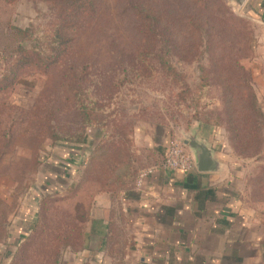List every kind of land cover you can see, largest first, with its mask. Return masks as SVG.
Returning <instances> with one entry per match:
<instances>
[{
    "label": "trees",
    "instance_id": "16d2710c",
    "mask_svg": "<svg viewBox=\"0 0 264 264\" xmlns=\"http://www.w3.org/2000/svg\"><path fill=\"white\" fill-rule=\"evenodd\" d=\"M14 1L3 0L5 4ZM41 1L49 5L53 17L48 39L43 45L33 43L24 47L26 41H31V30L11 28L16 44L10 52L0 53L8 69H3L0 75V93L12 88L17 83V74L26 69L43 76L56 73L60 76V88L65 102L77 116L78 127L71 133H59L49 124L48 142L40 146L38 157L48 165L54 163L58 168L66 169L69 178L80 174V180L74 189L66 187L65 191L42 185L44 194L39 208L29 214V233L18 250L30 245L37 233L40 210L46 203L71 199L75 197V191H84L98 181L101 192L113 185L128 187V180L134 177L135 172L129 164L131 129L123 122L125 110L122 104L133 98L134 87L157 73L154 63L166 79L176 81L174 96L177 106L182 111L188 109L192 113L190 119L217 128V121L211 122L203 110L198 109L197 102L193 106L186 103V97L193 92L172 66V55L179 61H192L205 53L209 63L206 67H199L200 89L218 88L220 97L214 99L213 104H223L226 124L238 143L248 145L253 140L260 143V134L264 132V114L256 97L252 75L242 64V60L249 58L253 52V39H250L247 20L235 16L225 0H117L118 14L128 21L129 45L111 53V64L108 63L105 70H95L91 62L74 55L81 35L95 32L99 26V19L104 13L103 1ZM252 12L264 22V3L259 1L252 7ZM9 61L11 63L7 65ZM172 138L169 128L156 126L155 143H169ZM250 147L247 146V149ZM166 149L163 144L157 146L162 160ZM55 157L59 159L54 161ZM66 192L67 195L59 196ZM256 207L262 210L260 206ZM90 212L89 206L84 207L82 213L76 215V223L80 225L82 220H89ZM261 212L264 215V211ZM67 227L64 238L58 243L61 251L51 259L52 264H60L63 250H75V241L69 243L75 228ZM54 254L52 252L51 256Z\"/></svg>",
    "mask_w": 264,
    "mask_h": 264
},
{
    "label": "rangeland",
    "instance_id": "374dc122",
    "mask_svg": "<svg viewBox=\"0 0 264 264\" xmlns=\"http://www.w3.org/2000/svg\"><path fill=\"white\" fill-rule=\"evenodd\" d=\"M102 1L104 13L99 19V26L95 32L82 34L74 51L75 57L91 62L95 70H105L109 66L111 53L129 45L128 21L118 14L117 0ZM225 1L235 16L249 23L253 52L249 58L242 60V64L252 75L256 97L264 114V49H262L264 44L261 46L259 43L264 36V28L252 20L248 3L243 8L236 9L228 0ZM52 19L49 5L41 0H15L10 4L0 0V53L10 52L16 44L11 28L31 30V41H26L24 47L33 43L43 45L44 40L48 39ZM10 63L9 61L7 65ZM208 63L205 53L192 61H179L175 55L171 56L172 66L193 92L186 97V103L193 106L197 102L198 109H202L211 122L217 121V128L221 129L222 133L219 141L222 148H225L223 154L230 160L232 171L241 177L248 205L255 210H258L256 206H260L264 211V132L260 134V143H254L253 140L247 145L236 141L234 133L226 124L223 104H213V100L220 97L218 88L212 87L208 91H202L199 87V67H206ZM154 64L157 73L134 87L133 98L122 104L125 110L123 122L131 129L129 136L131 143H142V136H146L151 130L155 131L158 124L169 128L172 131V139L179 142L182 133H188L196 125L201 124L190 119L192 113L188 112V109L182 111V108L177 106L178 101L174 96L177 92L176 81L166 79L158 65ZM3 69L8 70L0 58V75ZM60 81L57 73L43 76L26 69L17 74V83L12 88L0 93V219L2 216L12 219L21 205L35 201L34 196H38L36 206L32 207L33 202L30 203L26 214L30 213L28 209L33 208L34 212L38 210L40 198L44 194L42 185H47L50 189L56 185L65 191L66 187L74 189L80 180V174L69 178L66 169L58 168L54 163L48 165L38 157L41 153L40 146L48 142L49 124H52L59 133L60 131L71 133L78 127L77 116L65 102ZM247 146L251 147L247 149ZM243 147L246 148L245 151L241 150ZM252 149L257 150L253 153ZM54 173L59 175L57 184L56 179L51 178ZM100 189L99 181L93 182L84 191L79 192V189L75 191L76 195L71 199L43 205L37 219V233L33 235L29 246L14 252L10 264H52L51 259L59 254V250L61 251L62 247L58 243L64 238L68 225L75 228L69 242L75 241L73 243L75 250L69 248L63 250L60 264L66 252H78L83 246L84 229L90 220L96 199L103 193ZM67 194L61 193L59 196ZM88 206L91 208L89 220H82L79 225L76 223V215L82 213L84 207L86 209ZM7 211H10V216ZM83 221L86 222L82 224ZM80 234L82 237H79ZM56 237L58 239H55ZM52 252L55 253L53 256Z\"/></svg>",
    "mask_w": 264,
    "mask_h": 264
},
{
    "label": "crops",
    "instance_id": "0c3cea01",
    "mask_svg": "<svg viewBox=\"0 0 264 264\" xmlns=\"http://www.w3.org/2000/svg\"><path fill=\"white\" fill-rule=\"evenodd\" d=\"M250 1L252 20L263 29L252 7L264 0H253L252 7ZM259 43L264 44V36ZM194 128L225 164L222 170L203 174L159 168L136 188L138 172L162 162L157 146L178 141L155 143L151 130L142 143H130L129 164L135 174L128 187L110 186L96 199L82 248L66 252L62 264H264V215L248 205L241 177L223 154L221 129L202 124ZM53 177L59 179L56 173ZM34 199L21 205L12 219L1 217L0 264H10L28 236V214L34 209L26 210L32 202L36 206L38 196Z\"/></svg>",
    "mask_w": 264,
    "mask_h": 264
},
{
    "label": "water",
    "instance_id": "95a60500",
    "mask_svg": "<svg viewBox=\"0 0 264 264\" xmlns=\"http://www.w3.org/2000/svg\"><path fill=\"white\" fill-rule=\"evenodd\" d=\"M236 9L243 8L249 0H228ZM181 144L188 150L192 159L195 171L198 173H218L222 170L223 164L219 162L208 142L200 139L196 128L188 133L181 134Z\"/></svg>",
    "mask_w": 264,
    "mask_h": 264
},
{
    "label": "built area",
    "instance_id": "2783aa9c",
    "mask_svg": "<svg viewBox=\"0 0 264 264\" xmlns=\"http://www.w3.org/2000/svg\"><path fill=\"white\" fill-rule=\"evenodd\" d=\"M159 168L170 172L189 173L195 170L193 159L186 148L178 141H171L159 166L149 167L138 172L135 186L141 188L144 181Z\"/></svg>",
    "mask_w": 264,
    "mask_h": 264
}]
</instances>
